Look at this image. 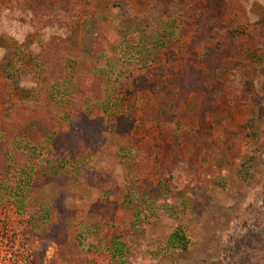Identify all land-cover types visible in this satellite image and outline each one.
<instances>
[{"label":"rangeland","instance_id":"rangeland-1","mask_svg":"<svg viewBox=\"0 0 264 264\" xmlns=\"http://www.w3.org/2000/svg\"><path fill=\"white\" fill-rule=\"evenodd\" d=\"M210 1L219 5L212 21L237 35L222 47L221 73L205 81H227L231 103L239 96L227 114L216 103L203 110L198 95L179 108L168 87L171 71L191 62V22L208 17L207 0H5L0 219L13 234L0 245V264H264V0ZM55 26H67L72 42L63 62L43 59ZM219 34L198 51L212 65ZM76 45L101 51L110 90L96 107L105 126L95 118L92 129L98 138L107 130L109 147L91 159L73 150L57 168L54 137L98 116L73 89L84 64L75 69L69 59ZM141 74L166 83L142 106L119 89ZM131 139L142 146L127 154ZM175 231L186 239L182 250L169 241Z\"/></svg>","mask_w":264,"mask_h":264},{"label":"trees","instance_id":"trees-1","mask_svg":"<svg viewBox=\"0 0 264 264\" xmlns=\"http://www.w3.org/2000/svg\"><path fill=\"white\" fill-rule=\"evenodd\" d=\"M4 2L5 0H0V33L3 32V29L6 26L4 24L5 23L4 20L6 19L4 14L6 13L7 7L4 4ZM218 8H219L218 4L212 5L211 1L207 0V4L206 6H204V12L208 14V17L204 19L195 17L192 19L193 21L191 23L195 25L196 32L192 41L188 46V51H187V55L190 56L191 62H187L186 68L179 70L180 72L178 73L171 71V75L173 80L178 85V91L176 93V102L178 103L186 102L187 98L191 94H195L200 97L202 104L201 108L203 110L213 108V103H216L217 106H215L213 109L220 107L219 112L227 114L231 111V107L234 103H238L241 101L239 100V96L236 95L235 97H232L233 98L232 103L229 102V99H231L229 98L231 93L228 91L229 88L227 87L230 86L228 85L227 81L224 83L226 88L225 87L222 88L221 86H215V84L211 82L207 84L209 85L208 87L205 86L206 77L208 76L207 74L213 75L216 72H220L221 69L220 61L222 60V58L226 57L227 54V52L225 53V50L222 48L225 45L224 44L225 41L227 40L233 41L237 39V35L235 34L236 31H233V27H229L223 24L221 20L217 22L212 21V18L215 15L214 13L218 12L216 10ZM66 28L67 26H60V27L55 26L54 29H51V31L48 33V35L53 36L51 41L47 44V40L44 39V44L47 45L46 48L48 49V50L46 49V51L44 50L45 52H43V59L45 61L54 60L58 62H63L67 60L65 56L66 53H64V51L66 47H68L67 45L69 42V32L65 30ZM217 31L220 33L217 42V48L219 50V53H217V59H215L216 64L215 62H213L214 64L212 65L209 62V60L211 59L206 57L205 55L200 57L198 51L201 48H203L204 42L208 38L213 37L214 34L217 33ZM178 35H179L178 29L170 30L168 32V37L171 41L178 40ZM221 39L224 40L222 41ZM48 51H52V52H48ZM199 60H201V64L207 63L208 68L207 69L203 68L202 65L199 64L198 62ZM197 65H201V67H197ZM143 80H144L143 78L135 79L133 82L134 88L136 89L137 87H139L144 82ZM236 80L237 79H233V82L235 83ZM81 84H82V80L78 79L77 82L74 83L73 89L75 92L84 95L85 85L82 86ZM200 119L197 122L206 126V122L202 123L203 119L202 120ZM99 126H101L100 123ZM92 128H93L92 122L84 120L83 127L79 128L80 129L78 130L79 132L77 130H74L73 127L71 128L69 127V131L66 132L65 134H62L61 132L57 134V136L55 137V141L53 143L54 148L52 151L53 153L52 155L54 159H58V161L60 162L57 168L64 167V163H66V158L72 157L74 152L73 150L76 151L81 150V143L84 142V139L86 137H89V139L92 141L90 144L91 148H95L96 143L97 144L100 143L99 142L100 139L96 136L97 135L95 134L96 132H93ZM204 128L205 127H203L202 130H204ZM173 149H171V151H174ZM172 156L178 158L180 156V152L172 153ZM169 241L173 245V248L175 249L182 250L185 248L186 239L178 231H175L174 233L171 234Z\"/></svg>","mask_w":264,"mask_h":264},{"label":"crops","instance_id":"crops-1","mask_svg":"<svg viewBox=\"0 0 264 264\" xmlns=\"http://www.w3.org/2000/svg\"><path fill=\"white\" fill-rule=\"evenodd\" d=\"M70 42H71V39H69V43ZM100 54H101V51L97 52L96 49L93 50V52L90 53V55L86 54L83 50H80V48L76 45L74 53L71 56H69V59H71L72 61H75V63H76V68L75 69H77V67L81 64V62H84V64H81L82 67H79V68H81V70H78V71L75 70L76 71L75 72V77H77L80 80H82V84H81L82 86L85 85V87H84L85 94H84L83 98H84V101H87V103L90 105L88 107L92 109V111H91L92 115L96 114V113L98 115L99 112H97L96 107H97V105H99V103H101L104 100L105 92L110 90V86H108L106 84V77H104V75H101L99 73V71H98V69H99L98 66L102 67L100 63H97V62H100L99 61L100 59L98 57V56H100ZM173 71L175 73L180 72L179 69L173 70ZM170 76H171V82L168 83V87H170L169 88L170 92L174 90L173 98H174V100H176V93L178 91V85L173 80L172 75H170ZM137 78H143L144 82L142 81L143 83L139 87H137L135 89L134 86H133V82ZM164 85H166V83L164 84V82L162 80L161 81L153 80L148 75L141 74V75L133 78L127 85L121 86L119 89L122 90L123 93L128 94V96L132 95L136 99L139 97V103L142 106L144 103H147L146 98L145 99L141 98L144 94L149 95V96L155 95V96L158 97L160 94L162 95L164 93V90H165V89H163ZM172 87H174V88H172ZM193 95L195 97V94H191L187 98L186 102H183V103L185 105H187L191 101V98L193 97ZM151 104H152V102H151ZM184 104H182V103L179 104L178 105L179 108L184 106ZM92 107H94V108H92ZM156 107H159V103L158 102H157V106ZM175 110H176V107H175ZM95 118H97L99 120V123L101 124V126H105L106 120H105V117L102 116V115L89 117V118H86L85 120H87L89 122H94L93 119H95ZM116 125H117L118 134L121 135V134L125 133V130L121 129V126H119V124H116ZM67 128H68V130H67ZM132 130L133 129L130 130L131 131L130 135H132V132H133ZM68 131H69V127H67V126H66V128L61 129V133L62 134H65ZM106 135H107V130L103 131L101 133L100 138H99L100 139L99 142H101V143H98V144L96 143V145H95L96 147L95 148H91L90 146L88 147V146H86L84 144V142H82L81 143V150H77V151L75 150V152H77L76 155L77 156L81 155L83 157L85 156V158L88 157L89 159L92 158V155L102 156L104 148L109 145L108 143H107L108 145L106 143H104L106 141V138H105ZM142 137H143V139L145 141L144 136H142ZM140 139H142V138H138L139 141H140ZM102 141H104V142L102 143ZM132 141H133L132 139L125 141L126 145H128V146L125 145L127 148H124L125 149V153H127V154L129 152H131V151L132 152L138 151L139 148L141 149L142 144L141 145H137L136 143H133ZM118 142L116 144L120 146V141H118ZM100 148H103V151L100 150ZM74 155L75 154L73 153V156Z\"/></svg>","mask_w":264,"mask_h":264},{"label":"built area","instance_id":"built-area-1","mask_svg":"<svg viewBox=\"0 0 264 264\" xmlns=\"http://www.w3.org/2000/svg\"><path fill=\"white\" fill-rule=\"evenodd\" d=\"M4 217H2L0 219L1 220L0 221V245L3 243L4 240L7 241L8 235L11 236L13 234V232L11 230H9L8 227H6L7 230H4V225L6 224V223H3V221L6 220ZM14 259H15V257L13 258V260L10 264H13Z\"/></svg>","mask_w":264,"mask_h":264}]
</instances>
